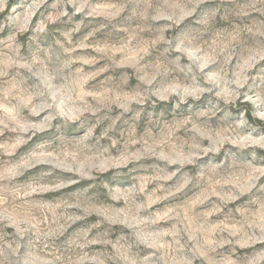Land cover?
<instances>
[{"label":"clouds","instance_id":"clouds-1","mask_svg":"<svg viewBox=\"0 0 264 264\" xmlns=\"http://www.w3.org/2000/svg\"><path fill=\"white\" fill-rule=\"evenodd\" d=\"M25 4L34 10L32 0H22L20 7ZM6 9L7 0H0V32L8 28L13 33L14 57L24 49L18 58L26 63H14L26 71H17L12 86L0 85V103L11 105L21 119L26 109L29 117L36 115L31 98L43 104L45 136L37 147L51 153V167L22 181L6 173L0 177V264H83L85 248L97 241L79 228L67 231L80 218L72 208L84 216L97 213L101 219L94 227L106 225V238L99 242L111 250L98 264H145L140 247L148 226L139 218L141 210L151 207L155 193L173 194L164 181L176 172L183 181L177 191L189 183L204 190L198 203L232 193L220 199L224 206L232 203L226 215L238 225L213 226L211 212L189 206L190 216L181 214L177 221L179 255L189 257V264L264 260V245L250 247L264 242V184L253 191L249 179L264 175V167H253L264 165V64L250 71L264 58V0H122L119 5L52 0L30 30V20L17 6ZM65 16L63 26L51 27ZM81 27L92 30L80 48L91 47L87 41L101 29L124 40L120 47L95 49L105 64L91 76L109 74L88 91L83 86L89 77L83 65L74 67L76 46L67 39ZM21 36L22 44L17 40ZM8 46L9 40H0V47ZM27 80L31 86L21 89ZM4 120L6 129L14 121L7 108ZM11 130H17L14 123ZM174 164L179 167L170 172ZM56 169L72 172L76 179L53 184L49 177ZM229 173L239 179L225 188L218 178ZM144 174L157 181L145 203L129 200L118 215L102 210L129 186L143 193ZM71 183L79 187L61 193L55 203L43 195ZM216 204L214 210L221 211ZM189 218L200 221L198 232L186 225ZM109 233L114 239L107 238ZM149 259L165 264L159 253Z\"/></svg>","mask_w":264,"mask_h":264},{"label":"rangeland","instance_id":"rangeland-1","mask_svg":"<svg viewBox=\"0 0 264 264\" xmlns=\"http://www.w3.org/2000/svg\"><path fill=\"white\" fill-rule=\"evenodd\" d=\"M52 0H47L46 3H41V0H32V4L35 6L34 10L30 9L27 4L24 7H20L22 0H7V9H11L14 5L17 6V11L22 12L25 18L30 20L28 24V29H31V24L35 22L36 17L39 16L41 11H44L50 4ZM92 2L99 5H119L122 0H92ZM202 6V5H201ZM6 9V11H7ZM29 11H31V16L29 17ZM68 13L71 14V6L67 9ZM127 14V11L121 13V16ZM79 15H82L79 14ZM79 15L74 17L73 20L79 19ZM190 18V17H189ZM99 19V18H98ZM67 20V16L61 17L56 20L51 26L55 28L56 26H63L64 21ZM185 23L187 20L184 21ZM161 23H164L162 20ZM74 25H68L69 28ZM92 29L89 27H81L78 31L74 32L73 35L67 37L68 40L72 42L73 46H76V51L71 53V57L74 60V67L83 65L85 73L88 75L89 79L87 83L83 86L85 91L92 90V86L95 85L98 81L103 80L105 76L109 73H102L95 77L91 76L92 71L99 69L105 64V60L100 59L102 53L95 51L97 47L105 48L115 45L120 47L123 45L124 40L122 36L106 35L105 29H101L96 32V34L89 38L87 41L91 47L80 48L78 45L85 43L83 37ZM13 33L5 28L3 32H0V40H9L8 47H0V85H4L5 88L15 84V80L11 79L15 77L17 71L23 73L26 71L24 68H19V64L26 63L25 60H19V56H23L24 49L21 48L18 56H13L11 48L14 45L11 43L10 37ZM18 42L23 43V37H17ZM63 42V41H61ZM117 55H120L117 53ZM255 59L254 57L248 58L244 64L243 68H247L248 64L251 63V60ZM235 59L233 58V63ZM264 64V58L258 59L255 66L250 69L251 72L256 70V67ZM67 73V70H65ZM32 81L27 80L24 83L20 84V88H25L31 86ZM3 95V89H0V96ZM72 92L68 90V99L71 101ZM32 112L36 113L31 117L28 116V110H24L21 113V116L24 119H21L19 116H16L14 109L11 105H5L0 103V177L5 173L13 177L16 180H23L25 177H28L30 174L36 172L39 169L47 170L51 167V164L48 163L51 153L47 148H38L37 145L42 144L43 138L45 136L46 120L42 119L45 115V108L42 103L36 101L33 97L28 101ZM8 109V114L10 117H14L13 123L15 124L17 130L12 131L13 123H9L7 129L5 128L4 120V110ZM35 133V134H33ZM247 151V150H246ZM264 151V150H260ZM164 155V153H161ZM198 154L193 153V156ZM193 164H185V168H192ZM179 165L174 164L169 170L170 172ZM254 168H262L264 165L256 164ZM183 171V169H181ZM22 173V175H18ZM76 177L72 172L61 171L56 169L55 172L49 177L51 183H56L58 181H69L74 180ZM222 181V186L227 188L230 186V182L234 184L238 181V174H224L218 178ZM251 183L254 185L253 191L256 186L264 184V175L253 174L249 177ZM84 181H80L79 184H84ZM140 182H138L139 185ZM157 181L150 178V174H144V192L140 193L136 191V186H129L127 189L120 190L119 198L116 203L105 204L102 207V210L106 214L118 215L124 211V206L129 200H134L137 204L145 203V196L152 193L153 188L155 187ZM166 188L169 192H172V195H169L168 192H157L152 199L154 202L151 204L149 209H142L140 219L148 226L147 231L144 234V243L140 247V258L145 261V264H152V260L149 257L152 256V253H159L164 257L165 264H189V257H181L179 253L175 250L174 245V236L175 231L178 230L181 226L177 223L180 219L181 214L185 216H190L188 208L191 206L193 209L211 212L209 221L213 226H222L227 228L237 227L228 222V217L226 213L228 208L232 207V203H228L227 206H224L221 201V196L232 195V193L224 192L220 193L217 196H211L209 199L204 200V203H198L199 200L203 199L205 192L201 188H193L189 183L182 190L177 191V188L183 183L181 179V173L176 172L175 175L171 176V179L164 181ZM79 184L71 183L66 186H61L56 191H49L43 193V195L48 199V202L55 203V198L59 197L61 193H71L79 187ZM137 185V186H138ZM67 197H65L66 199ZM239 199H243L240 197ZM239 199L235 203H239ZM213 201H216V206L221 207V211H215L213 206ZM74 216L80 217L76 219L75 223L68 228V232H72L74 229L79 228L81 231H87L89 239L97 241L96 243L89 244L85 248V259L83 264H98L99 261L104 259L103 254L110 251V246L100 243L99 241L105 239L106 225L101 224L99 227H94L97 221L101 219L97 213H92L90 215L84 216L81 211L75 208L69 210ZM186 225L193 231L199 229L200 221L193 220L189 218L186 220ZM114 227H122L116 225ZM11 231V229H9ZM108 239H114L113 235L109 233L107 235ZM183 243V240L180 241ZM264 245V242L258 241L250 247L260 248ZM228 246L225 245L224 248ZM218 251H224V249H218ZM154 258V257H153ZM106 264V262H105ZM191 264H199V260L191 261ZM259 264H264V260L259 261Z\"/></svg>","mask_w":264,"mask_h":264}]
</instances>
